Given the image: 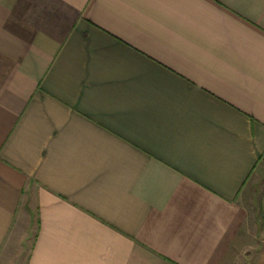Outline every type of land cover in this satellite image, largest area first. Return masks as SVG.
Listing matches in <instances>:
<instances>
[{
  "label": "crops",
  "instance_id": "crops-1",
  "mask_svg": "<svg viewBox=\"0 0 264 264\" xmlns=\"http://www.w3.org/2000/svg\"><path fill=\"white\" fill-rule=\"evenodd\" d=\"M23 225L24 264H264V0H0V264Z\"/></svg>",
  "mask_w": 264,
  "mask_h": 264
},
{
  "label": "rangeland",
  "instance_id": "rangeland-1",
  "mask_svg": "<svg viewBox=\"0 0 264 264\" xmlns=\"http://www.w3.org/2000/svg\"><path fill=\"white\" fill-rule=\"evenodd\" d=\"M23 226L24 227L22 228V230L21 229L20 231L15 230L16 232L15 231L13 232L12 234V239L14 241V246L12 248L13 254H11V256H8V259H6L5 263H1V264H24L25 262L24 257H26L27 255L26 248L28 247L32 235L31 232L29 231V226L28 225H23ZM249 264H256V263L251 262Z\"/></svg>",
  "mask_w": 264,
  "mask_h": 264
}]
</instances>
